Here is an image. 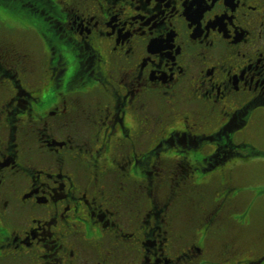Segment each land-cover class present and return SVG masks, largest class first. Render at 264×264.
I'll return each mask as SVG.
<instances>
[{"label":"flooded vegetation","instance_id":"obj_1","mask_svg":"<svg viewBox=\"0 0 264 264\" xmlns=\"http://www.w3.org/2000/svg\"><path fill=\"white\" fill-rule=\"evenodd\" d=\"M262 109L264 0H0V264H264Z\"/></svg>","mask_w":264,"mask_h":264},{"label":"rangeland","instance_id":"obj_2","mask_svg":"<svg viewBox=\"0 0 264 264\" xmlns=\"http://www.w3.org/2000/svg\"><path fill=\"white\" fill-rule=\"evenodd\" d=\"M256 120H260V122L250 127L249 131L251 136H249L248 143L257 148L260 153L258 155H251L249 152L250 147L248 146V159H254L256 162L249 164L248 171L246 172L243 170L235 171L240 172L237 174V178L248 184L246 186L248 188V201L252 200L253 202L250 211L253 239L257 235L264 233V109L259 110V113L253 116V121ZM241 148H244L243 150L245 151L246 147ZM260 243L264 246V239L260 242L255 241L254 244L256 245L254 248L259 250Z\"/></svg>","mask_w":264,"mask_h":264},{"label":"trees","instance_id":"obj_3","mask_svg":"<svg viewBox=\"0 0 264 264\" xmlns=\"http://www.w3.org/2000/svg\"><path fill=\"white\" fill-rule=\"evenodd\" d=\"M15 0H13V2H14ZM260 153V151L258 150V149H253L252 148V150H250V154L251 155H258ZM251 160V159H250ZM252 160H254V159H252ZM251 163H254V161H250Z\"/></svg>","mask_w":264,"mask_h":264}]
</instances>
